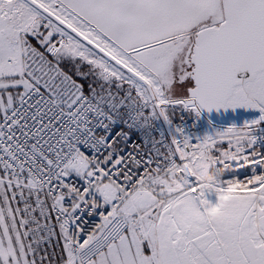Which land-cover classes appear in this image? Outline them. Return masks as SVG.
<instances>
[{
  "label": "snow or ice",
  "instance_id": "snow-or-ice-1",
  "mask_svg": "<svg viewBox=\"0 0 264 264\" xmlns=\"http://www.w3.org/2000/svg\"><path fill=\"white\" fill-rule=\"evenodd\" d=\"M0 264H264V0H0Z\"/></svg>",
  "mask_w": 264,
  "mask_h": 264
}]
</instances>
